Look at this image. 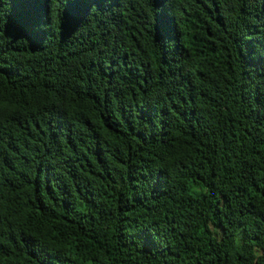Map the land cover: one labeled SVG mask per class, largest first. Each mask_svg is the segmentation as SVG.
I'll use <instances>...</instances> for the list:
<instances>
[{
    "label": "trees",
    "instance_id": "1",
    "mask_svg": "<svg viewBox=\"0 0 264 264\" xmlns=\"http://www.w3.org/2000/svg\"><path fill=\"white\" fill-rule=\"evenodd\" d=\"M0 264H264V0H0Z\"/></svg>",
    "mask_w": 264,
    "mask_h": 264
}]
</instances>
